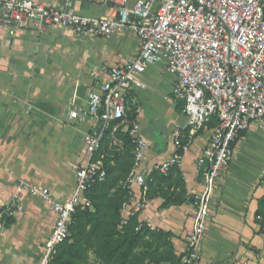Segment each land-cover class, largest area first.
I'll return each mask as SVG.
<instances>
[{
    "label": "crops",
    "instance_id": "crops-1",
    "mask_svg": "<svg viewBox=\"0 0 264 264\" xmlns=\"http://www.w3.org/2000/svg\"><path fill=\"white\" fill-rule=\"evenodd\" d=\"M34 1L57 4V0ZM59 4L91 18L109 17L113 11L85 0ZM138 48L139 41L129 30L102 39L59 27L32 31L0 24V202H8L18 187L27 185L47 188L57 201L72 194L75 171L88 157L80 136L95 121L89 116L84 121L70 119L69 112L85 114L89 93L106 80L100 69L125 64ZM153 71L159 77L168 74L161 64L148 67L140 77L145 89L132 88L126 102L127 112L135 111L140 134L150 145L140 171L148 176L169 158L173 131L184 129L183 141L190 144L182 165L161 183L163 191L173 194L172 200L181 197L184 202L162 207L164 199L155 193L137 217L153 230L167 233L178 258L194 222L195 207L187 200L202 191L197 159L210 142L214 124L195 134L186 128L183 112L168 99L175 81L169 74L167 95L160 102L151 101ZM148 102L152 107L143 110ZM131 191L138 199L139 188L133 186ZM20 197L24 213L0 235V264H39L53 228V216L42 201L25 190ZM260 199H264V132L254 123L237 140L215 188L199 247L201 264H264V231L256 215Z\"/></svg>",
    "mask_w": 264,
    "mask_h": 264
},
{
    "label": "built area",
    "instance_id": "built-area-1",
    "mask_svg": "<svg viewBox=\"0 0 264 264\" xmlns=\"http://www.w3.org/2000/svg\"><path fill=\"white\" fill-rule=\"evenodd\" d=\"M59 1L45 6L34 0H0V24L32 31L59 27L102 39L129 30L136 35L139 48L125 64L100 69L106 80L89 93L85 114L69 112L70 119L84 121L89 116L95 121L94 127L80 136L88 157L75 171L72 194L57 201L47 188L18 187L8 202H0V234L7 219L22 213L20 194L25 190L47 205L53 216V228L39 264H56L53 257L70 235L72 215L77 209L92 210L87 193L106 179L102 160L94 156L108 132L110 138L118 132L127 135L133 145L122 224L146 209L151 197L147 176L140 169L150 145L140 134L135 111L127 112L126 102L132 88L145 89L140 77L147 68L161 64L175 78L172 96L183 103L186 128L195 134L214 124L210 142L196 163L202 174V191L194 197V222L175 263L201 264L199 247L212 197L233 148L252 124L264 132V0H85L112 7V15L102 18L79 15L61 7ZM183 130L173 131L171 156L155 165L152 172L166 176L181 167L190 144L183 141ZM133 186L140 190L138 199L131 191ZM257 221L264 226V218L259 216ZM142 228L153 229L150 223L140 221L135 231Z\"/></svg>",
    "mask_w": 264,
    "mask_h": 264
},
{
    "label": "trees",
    "instance_id": "trees-1",
    "mask_svg": "<svg viewBox=\"0 0 264 264\" xmlns=\"http://www.w3.org/2000/svg\"><path fill=\"white\" fill-rule=\"evenodd\" d=\"M177 108L183 110V103L177 101ZM122 135L124 134L121 133V136ZM126 136L127 135L123 137ZM108 139H110L109 132L105 135L99 151L94 156L95 159H98L101 155L104 142ZM170 173L171 171L169 174ZM169 174L167 176H169ZM167 176L160 175L157 172H151L146 177L147 183L149 184L148 194L151 197L155 195V193H158V195L164 199L162 207L181 205L184 202V199L179 197L178 201L176 199L172 200L171 198L173 197V194L170 195L162 190L161 183L168 181ZM112 190H115V193L113 196H110L109 193ZM87 196L91 200L93 208L92 210L77 209L72 215L69 225L70 235L57 247L56 253L53 257V261L56 264H88L89 253L96 247V238L101 236L102 232L100 229H102L106 237L103 241V245L99 246V248L102 249V253L100 251L96 253L101 261V264H110L119 250L120 253L118 258L122 259V264H124L126 260H129L132 254L136 255L134 258L137 264H159L163 261L175 264L179 261L180 256L178 258L173 256L172 245L168 243L169 237L167 233H164L162 230L151 231L150 234L151 238L153 237V241L143 243V251L141 253L135 254L133 252L140 244V231L136 234L134 233L133 222L135 223V219H132L133 217L131 218L132 220L130 219L131 222L129 224L128 221L122 227V231L120 233L116 230L120 206L128 198L129 194L122 188L116 189V181L110 178L109 171H107L105 181L96 184L88 191ZM186 200L187 199H185V201ZM187 201L194 203V198L190 197ZM110 211H112V213ZM256 215L264 218V199L259 200ZM260 225L261 230L264 231L263 224ZM115 236L117 237L116 240L114 239ZM161 236L164 237V245L169 244L168 248L170 252L168 253H170V255L166 256L164 255L165 253L162 255L161 253H158L159 246L156 241L154 242V240L155 237L159 238Z\"/></svg>",
    "mask_w": 264,
    "mask_h": 264
},
{
    "label": "rangeland",
    "instance_id": "rangeland-1",
    "mask_svg": "<svg viewBox=\"0 0 264 264\" xmlns=\"http://www.w3.org/2000/svg\"><path fill=\"white\" fill-rule=\"evenodd\" d=\"M166 74V73H165ZM168 75V74H166ZM162 76L159 77V75L156 74V72H151L149 74V78L151 80V85L149 86V92L150 94H152L153 99L151 98V101H153L155 103L156 102H160L161 100H163V97L167 95V90H168V85H166L167 80H168V76ZM170 77V76H169ZM158 80V81H157ZM162 82V83H161ZM160 83V84H159ZM172 99L174 104H175V110L178 111L179 113H182V109L177 108V101H175L173 99L172 96V91L170 96L168 97V99ZM155 100V101H154ZM145 106H148L149 108L152 107V103L148 102V103H144L143 104V110L145 109ZM147 107V108H148ZM148 108V109H149ZM142 114V113H141ZM125 135L121 136V133L118 132L114 135L113 138L108 139L107 141L104 142V146H103V151L101 152V155L99 156L100 159L102 160L104 166L106 167L107 171H109L110 173V178L114 179L116 181V189L117 188H122L123 190L128 192V184H127V178L128 175L132 169V165H133V145L132 142L130 140V138L128 136L123 137ZM107 142V143H106ZM167 176V175H166ZM155 188V187H154ZM115 193V190H112L109 195L113 196ZM45 205V204H44ZM49 210V207L47 205H45ZM121 208H122V204L120 206V211H119V216L117 218V222L118 225L116 227V230L120 233L122 231V227L124 226L122 224L123 218L121 217ZM25 209V208H24ZM23 209V210H24ZM112 213V211H110ZM24 213V211H22L21 214H18L17 216H15V218H10L7 219L5 222V227H8L11 224V221L13 220H18L19 217ZM133 217V218H132ZM129 218V222L128 224L131 222L132 219H135V223L133 222L134 226V233L136 234L137 232L135 231L137 225L139 224V222L141 221V223H144L143 220L138 219L137 216H132ZM132 218V219H131ZM125 219V218H124ZM131 219V220H130ZM111 221H113L112 219H110ZM136 225V227H135ZM135 227V228H134ZM101 230V236L96 238V247L95 249L91 250V252L89 253V262L88 264H101V261L99 260L98 256L96 255L97 252H101L102 253V249L99 248V246L103 245V241L106 239L104 232ZM155 230V229H154ZM151 231H153V229H145L142 228V230L139 232L140 237V244L139 246L134 249V253L138 254L141 253L143 250V243H149L151 239H153V237L151 238ZM4 233L0 234L3 235ZM114 239L116 240L117 237L115 236ZM157 242V245L159 246L158 248V253H161V255L163 253H165L164 255H170V250H169V244L170 241H168L169 244L164 245L165 240L164 237H155L154 242ZM167 241V239H166ZM120 251V250H119ZM117 252L114 259L110 262V264H122V259H119V253ZM105 255V254H104ZM136 255H131L129 260H126L124 262V264H137L135 261V257Z\"/></svg>",
    "mask_w": 264,
    "mask_h": 264
}]
</instances>
